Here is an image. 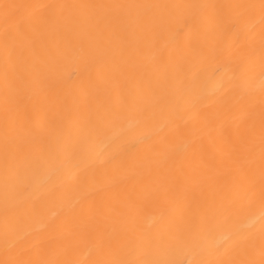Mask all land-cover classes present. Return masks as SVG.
<instances>
[{
    "label": "bare ground",
    "instance_id": "obj_1",
    "mask_svg": "<svg viewBox=\"0 0 264 264\" xmlns=\"http://www.w3.org/2000/svg\"><path fill=\"white\" fill-rule=\"evenodd\" d=\"M0 264H264V0H0Z\"/></svg>",
    "mask_w": 264,
    "mask_h": 264
}]
</instances>
